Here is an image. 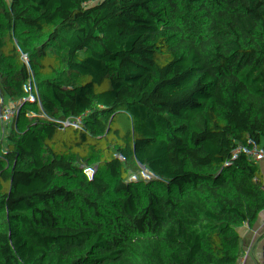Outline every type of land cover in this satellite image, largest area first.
I'll use <instances>...</instances> for the list:
<instances>
[{"label":"trees","instance_id":"16d2710c","mask_svg":"<svg viewBox=\"0 0 264 264\" xmlns=\"http://www.w3.org/2000/svg\"><path fill=\"white\" fill-rule=\"evenodd\" d=\"M261 227L264 0H0V264H264Z\"/></svg>","mask_w":264,"mask_h":264},{"label":"built area","instance_id":"2783aa9c","mask_svg":"<svg viewBox=\"0 0 264 264\" xmlns=\"http://www.w3.org/2000/svg\"><path fill=\"white\" fill-rule=\"evenodd\" d=\"M258 183H259V179L256 177L251 185H252L253 188H255V187H257ZM256 211L257 212L260 211L259 204L256 205ZM0 239H2L1 231H0ZM258 241H259V247H260L262 256H264V227H261L259 229ZM22 256L24 258L32 257V258H35V259H40L41 250L39 249V250H36L35 252H26V253H23Z\"/></svg>","mask_w":264,"mask_h":264},{"label":"rangeland","instance_id":"374dc122","mask_svg":"<svg viewBox=\"0 0 264 264\" xmlns=\"http://www.w3.org/2000/svg\"><path fill=\"white\" fill-rule=\"evenodd\" d=\"M1 240V239H0ZM73 258L79 260L82 264H87L90 261L91 255L86 245L80 244L76 246Z\"/></svg>","mask_w":264,"mask_h":264}]
</instances>
